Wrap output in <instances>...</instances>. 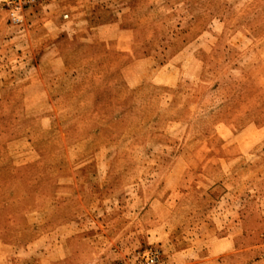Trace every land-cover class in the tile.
I'll list each match as a JSON object with an SVG mask.
<instances>
[{"label": "rangeland", "instance_id": "obj_1", "mask_svg": "<svg viewBox=\"0 0 264 264\" xmlns=\"http://www.w3.org/2000/svg\"><path fill=\"white\" fill-rule=\"evenodd\" d=\"M0 264H264V0H0Z\"/></svg>", "mask_w": 264, "mask_h": 264}, {"label": "built area", "instance_id": "obj_2", "mask_svg": "<svg viewBox=\"0 0 264 264\" xmlns=\"http://www.w3.org/2000/svg\"><path fill=\"white\" fill-rule=\"evenodd\" d=\"M8 4H15V5H21V3H24L26 0H5Z\"/></svg>", "mask_w": 264, "mask_h": 264}]
</instances>
